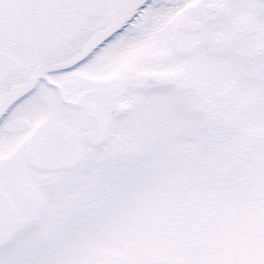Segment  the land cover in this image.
<instances>
[{
    "label": "snow or ice",
    "instance_id": "snow-or-ice-1",
    "mask_svg": "<svg viewBox=\"0 0 264 264\" xmlns=\"http://www.w3.org/2000/svg\"><path fill=\"white\" fill-rule=\"evenodd\" d=\"M0 264H264V0H0Z\"/></svg>",
    "mask_w": 264,
    "mask_h": 264
}]
</instances>
